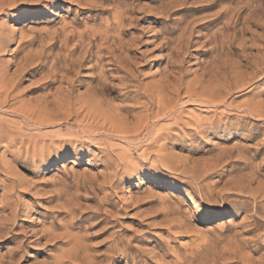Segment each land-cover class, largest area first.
I'll return each instance as SVG.
<instances>
[{
  "label": "rangeland",
  "instance_id": "374dc122",
  "mask_svg": "<svg viewBox=\"0 0 264 264\" xmlns=\"http://www.w3.org/2000/svg\"><path fill=\"white\" fill-rule=\"evenodd\" d=\"M0 8V264H264V0Z\"/></svg>",
  "mask_w": 264,
  "mask_h": 264
},
{
  "label": "bare ground",
  "instance_id": "6f19581e",
  "mask_svg": "<svg viewBox=\"0 0 264 264\" xmlns=\"http://www.w3.org/2000/svg\"><path fill=\"white\" fill-rule=\"evenodd\" d=\"M32 2V1H31ZM87 3V2H86ZM11 7V6H10ZM0 11H1V8H0ZM115 21V20H114ZM110 24V23H109ZM108 27V26H107ZM108 34H110V33H108ZM107 38H109V37H107ZM107 38H105V40L107 39ZM1 39V38H0ZM2 40V39H1ZM109 40V39H108ZM108 42V41H107ZM121 43V42H120ZM112 44V43H111ZM122 44V43H121ZM116 45V47L114 48V49H118L119 47H121V46H123V45H119V43H116L115 44ZM105 48H106V46H105ZM130 48V47H129ZM2 49V48H1ZM103 50H105V49H103ZM180 51V50H179ZM115 52V51H114ZM109 53L110 54H112V52L111 51H109ZM102 56V55H101ZM128 56V55H127ZM108 57V56H107ZM104 58V57H103ZM102 58V59H103ZM110 58V57H109ZM116 60V59H115ZM112 63V62H111ZM111 63H110V65H111ZM107 64V63H106ZM117 64H119V63H117ZM108 65V64H107ZM118 67V66H117ZM91 68V67H90ZM116 69V68H115ZM121 70V66L119 67V68H117V71L116 72H121L120 70ZM103 70V69H102ZM106 70V69H105ZM125 70H127V69H125ZM1 71H3V70H1ZM107 71V70H106ZM128 73H129V71H128ZM248 74V73H247ZM246 75V74H245ZM3 76H4V74H3ZM3 76H2V78H0V81H1V79H3ZM1 77V76H0ZM7 77V76H6ZM104 77H105V73H104ZM112 77V76H111ZM116 77V76H115ZM114 78V77H113ZM117 78H119L118 76H117ZM100 79V76L98 75V74H95L94 75V77H92V81L93 82H95V81H97V80H99ZM105 79H107V78H105ZM115 79V78H114ZM5 80H2V82H4ZM2 82L0 83L1 85H2ZM227 83V82H226ZM10 84V83H9ZM108 84V83H107ZM151 84V83H150ZM5 86H7V84H5ZM11 86H12V84H11ZM112 86V85H111ZM8 87V86H7ZM104 87H106V85H104ZM132 87V86H131ZM64 88V87H63ZM97 88V87H96ZM114 88V87H113ZM160 88V87H159ZM187 88V87H186ZM2 89H3V87H2ZM162 89H164L163 87H162ZM9 90H11V89H9ZM1 91H3V90H1ZM0 91V92H1ZM94 91V90H93ZM99 91H100V89H99ZM5 92V91H4ZM126 92H128V91H126ZM178 92V91H177ZM7 93H9V92H7ZM6 93V95H8ZM91 93V92H90ZM96 93V92H95ZM100 93V92H99ZM189 93V92H188ZM214 93V92H213ZM229 93V92H228ZM3 95H4V93H2ZM144 95V94H143ZM147 95H148V93H147ZM190 95V94H189ZM160 96V95H159ZM192 96H194V95H192ZM8 97V96H7ZM92 97H94V96H92ZM151 97V96H150ZM215 97V96H214ZM71 98V94L70 93H68L67 95H65V100L63 99V101H64V103L62 104L63 106H69V99ZM155 98V97H154ZM161 98V97H160ZM210 98V97H209ZM93 99V98H92ZM97 99V98H96ZM205 99V98H204ZM218 99L219 98H210L209 100H207V98H206V100H207V102H206V104L208 103V104H215L217 101H218ZM89 100V99H88ZM162 100H163V98H162ZM6 101V100H5ZM85 101V100H84ZM92 100H89V115H88V117H89V127H90V130H92V128L91 127H93L94 125V127H93V129L95 130L94 132H96V130H100V129H102V126L108 121L109 122V120H108V116L107 117H102V116H104V115H102L104 112H102L101 111V113L98 111V110H95L96 108H94L93 106H92V104L93 103H95V102H91ZM102 101H103V99H102ZM223 101V100H222ZM225 101V100H224ZM99 102H101V101H99ZM107 102V101H106ZM141 103H143V102H141ZM141 103H140V105H141ZM152 103V102H151ZM160 103V102H159ZM163 103V102H162ZM202 103V102H201ZM218 103H221V102H218ZM224 103V102H223ZM51 104V103H50ZM53 104H54V102H53ZM88 104V103H87ZM86 103H85V105H87ZM96 104V103H95ZM111 104V103H110ZM138 104V103H137ZM145 104V103H144ZM147 104V103H146ZM99 105H100V103H99ZM161 105H163V104H161ZM166 105V104H165ZM176 105V104H175ZM83 105H81V107H82ZM101 106V105H100ZM100 106H98L97 108H99ZM146 105H144V107L143 108H145V112H146V108L147 107H145ZM148 106V105H147ZM150 106V105H149ZM160 106V105H159ZM51 107V106H50ZM29 108V107H28ZM62 108H64V107H62ZM62 108H60V109H62ZM80 108V107H79ZM165 109L166 108H168V107H164ZM48 110V109H47ZM59 110V109H58ZM163 110V109H162ZM167 110V109H166ZM165 110V111H166ZM170 110V109H169ZM31 111V110H30ZM88 111V110H87ZM104 111V110H103ZM106 111V110H105ZM148 111V110H147ZM164 111V112H165ZM24 112V111H23ZM28 112V111H27ZM160 112H162V111H160ZM31 113H33V112H31ZM40 113H41V111H40ZM163 113V112H162ZM159 114V116L160 115H163V114ZM38 114V113H37ZM106 114V113H105ZM157 114V113H156ZM72 115H74V116H76L77 118H79L80 116H81V112H79V111H76V110H74V108L72 109V108H70L69 110H67V113L64 115V117H71ZM110 115V114H109ZM112 115V114H111ZM21 116V115H20ZM28 116V115H27ZM31 116H34V115H31ZM37 116V115H36ZM144 116V115H143ZM156 116V115H155ZM158 116V115H157ZM156 116V117H157ZM158 116V117H159ZM46 117V116H45ZM155 117V118H156ZM27 118V117H26ZM28 118H29V120H30V122L31 121H33V117H30V116H28ZM37 119H34V120H36V123L38 124V125H43V126H45V125H49V123H51V121L49 122V123H47V120L45 119V118H43L42 116H37L36 117ZM144 118V117H143ZM147 118V117H146ZM153 119H155L154 117H152ZM160 118V117H159ZM85 119V118H84ZM110 119V118H109ZM113 119V118H112ZM116 120V119H115ZM148 120V119H147ZM146 120V121H147ZM145 121V120H144ZM145 121V122H146ZM107 122V123H108ZM117 122V121H116ZM147 122H149V121H147ZM35 123V122H34ZM63 123V122H62ZM103 123V124H102ZM123 123V122H122ZM141 123H142V121H141ZM141 123H139V124H141ZM52 124H54V122L52 123ZM88 124H85V121L84 120H81L80 121V124H79V127L78 128H81V132L84 134V133H86L87 132V128H88ZM101 124V125H100ZM110 124H112V123H110ZM154 124H155V122H154ZM153 124V125H154ZM157 124V123H156ZM200 124V123H199ZM117 125V124H116ZM124 125V124H123ZM122 126V125H121ZM117 126H115V127H113V128H115V129H119V128H116ZM123 127V126H122ZM127 127V126H126ZM150 127V126H149ZM153 127V126H152ZM103 128H105L104 126H103ZM139 128V127H138ZM106 129V128H105ZM136 129V128H135ZM143 129V128H142ZM146 129V128H145ZM80 130V129H79ZM147 130V129H146ZM112 131H113V129H112ZM121 131V130H120ZM122 132V131H121ZM128 132V131H127ZM136 132V131H135ZM113 133V132H112ZM117 133H119V131H117ZM132 133V132H131ZM42 134V133H41ZM107 134V133H106ZM126 134H128V133H126ZM93 135V134H92ZM94 136H96V135H94ZM64 137V136H63ZM88 137H90V136H88ZM92 137V136H91ZM90 137V138H91ZM164 138V137H163ZM33 139V138H32ZM35 140V139H34ZM130 141H132V140H130ZM31 142V141H30ZM35 142V141H34ZM39 143V142H38ZM23 144V143H22ZM30 144H33V143H30ZM36 144V143H35ZM34 144V145H35ZM33 145V146H34ZM37 146V145H36ZM36 148V147H35ZM30 150V149H29ZM34 150V149H33ZM162 150V149H161ZM160 150V151H161ZM39 151V150H38ZM34 152V151H33ZM36 152V151H35ZM35 152H34V154H35ZM42 152V151H41ZM40 151H39V153H41ZM43 153V152H42ZM31 154V153H30ZM8 191V190H7ZM10 193V192H9ZM6 197V196H5ZM16 207V206H15ZM15 210V209H14ZM17 210V209H16ZM14 212V211H13ZM12 214V213H11ZM12 215H14V214H12ZM15 221V220H14ZM13 222V221H12ZM5 229V228H4ZM9 229V228H8ZM44 230V229H43ZM50 230V229H49ZM5 233V232H4ZM47 233V232H46ZM35 236V235H34ZM50 238V237H49ZM54 238V237H53ZM70 258V257H69ZM63 259V258H62ZM56 262V261H55Z\"/></svg>",
  "mask_w": 264,
  "mask_h": 264
}]
</instances>
